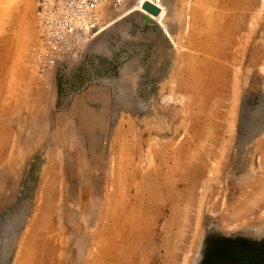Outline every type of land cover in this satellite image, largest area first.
<instances>
[{"label":"rangeland","instance_id":"rangeland-1","mask_svg":"<svg viewBox=\"0 0 264 264\" xmlns=\"http://www.w3.org/2000/svg\"><path fill=\"white\" fill-rule=\"evenodd\" d=\"M60 1L0 0V264H264V0L109 1L44 65Z\"/></svg>","mask_w":264,"mask_h":264},{"label":"built area","instance_id":"built-area-1","mask_svg":"<svg viewBox=\"0 0 264 264\" xmlns=\"http://www.w3.org/2000/svg\"><path fill=\"white\" fill-rule=\"evenodd\" d=\"M119 5L121 0H61L46 17L47 50L39 56L44 65H53L72 45L76 35H88L100 29L99 9L103 3Z\"/></svg>","mask_w":264,"mask_h":264},{"label":"water","instance_id":"water-1","mask_svg":"<svg viewBox=\"0 0 264 264\" xmlns=\"http://www.w3.org/2000/svg\"><path fill=\"white\" fill-rule=\"evenodd\" d=\"M142 9L155 16L159 13V9L152 3H145L144 5H142Z\"/></svg>","mask_w":264,"mask_h":264},{"label":"bare ground","instance_id":"bare-ground-1","mask_svg":"<svg viewBox=\"0 0 264 264\" xmlns=\"http://www.w3.org/2000/svg\"><path fill=\"white\" fill-rule=\"evenodd\" d=\"M146 1H150V0H141V1L139 2V6H138V8H140L139 11H141V13H143L144 15H147L148 17L154 18V17H153V16H154L153 14H150V13H148L147 11L141 9L143 3H145ZM154 6H155V5H154ZM161 16H162V12L159 13L158 16H156V19H159Z\"/></svg>","mask_w":264,"mask_h":264}]
</instances>
